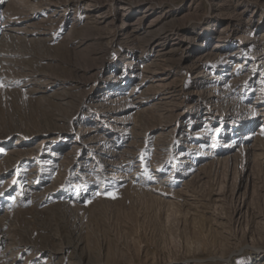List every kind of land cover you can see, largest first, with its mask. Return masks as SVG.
<instances>
[{"label":"rangeland","instance_id":"374dc122","mask_svg":"<svg viewBox=\"0 0 264 264\" xmlns=\"http://www.w3.org/2000/svg\"><path fill=\"white\" fill-rule=\"evenodd\" d=\"M27 1L0 8V264L262 262L264 0Z\"/></svg>","mask_w":264,"mask_h":264},{"label":"bare ground","instance_id":"6f19581e","mask_svg":"<svg viewBox=\"0 0 264 264\" xmlns=\"http://www.w3.org/2000/svg\"><path fill=\"white\" fill-rule=\"evenodd\" d=\"M12 2H15V3H19L18 5H21V4H23L24 5V3H26L27 4V0H26V2L24 1V0H3V3L1 4V6H0V8L2 7V5L3 4H10V3H12ZM34 3H35V1H34ZM33 3V4H34ZM36 3H39V2H37L36 1ZM38 5V4H37ZM15 6H17V5H15ZM14 6V7H15ZM7 7V6H6ZM17 7H19V6H17ZM27 7H29V6H27ZM34 7V6H33ZM21 8V7H20ZM24 8V7H23ZM30 8H32V7H30ZM6 8H4V10H5ZM124 9V8H123ZM126 9V8H125ZM18 10H20V9H18ZM24 10H25V8H24ZM23 9L22 10H20V12H23V17H24V14L26 13L27 14V12H25ZM3 11V10H2ZM27 11V10H26ZM30 11V10H29ZM39 11V10H38ZM10 14V13H9ZM35 14V13H34ZM39 14V13H38ZM11 15V14H10ZM15 15H16V13H15ZM14 15V16H15ZM13 16V15H12ZM11 16V17H12ZM36 16V15H35ZM35 16H29V19L27 20L28 21V23L29 22H31V21H33L34 19H36L37 17H35ZM19 17V16H18ZM87 17H88V15H87ZM91 17V16H90ZM12 19V18H11ZM17 19V18H16ZM38 23V22H37ZM36 23V24H37ZM43 23V22H42ZM31 24V23H30ZM33 24H35V23H32L31 25H33ZM39 24V23H38ZM26 25H28V24H26ZM11 29V28H10ZM14 28H12L11 30H13ZM17 29V28H16ZM26 29V28H25ZM122 29V28H121ZM29 30V29H28ZM21 32H23V31H21ZM125 35H128L129 36V38H135V39H138V37H140L142 34H140V33H138V31H135V32H133L132 33V31H130V32H127L126 30L123 32ZM145 33H148L147 35H152V34H150V33H152L151 31H148V30H145L144 31V34ZM11 34V33H10ZM146 35V36H147ZM9 36V35H8ZM7 37V36H6ZM166 38V37H165ZM154 43V41H153V39L151 38L150 39V41H149V45H152ZM159 47L160 46H162V45H158ZM217 46L218 47H221L222 45L220 44V43H218L217 44ZM164 53V52H163ZM238 66V64H236V66L235 67H237ZM162 86H160V84L158 85V87H166V83L163 85V84H161ZM255 104L256 103H258V102H254ZM264 113V112H263ZM263 116H264V114H262ZM234 128H236V130H235V134H234V137H236L238 134H239V132L241 131V129L243 128V125H238V124H234ZM263 130V128H262V126L259 128V130L256 132V133H252V134H249L250 136L252 135V137H255V136H257V137H259V139H260V137L261 136H264V131H262ZM89 131H92V129H89ZM248 135V136H249ZM158 166H156V167H159V164H157ZM72 255H75V254H72ZM72 257H74V256H72ZM81 257V256H80ZM77 254H76V257L74 258V259H76L77 260V264H83L84 263V260L85 259H81ZM246 264H253V261L251 262H248V263H246ZM258 264H264V259L262 260V262H259Z\"/></svg>","mask_w":264,"mask_h":264},{"label":"snow or ice","instance_id":"6c2138e0","mask_svg":"<svg viewBox=\"0 0 264 264\" xmlns=\"http://www.w3.org/2000/svg\"><path fill=\"white\" fill-rule=\"evenodd\" d=\"M0 3H3V0H0ZM0 152H3V149L2 148H0ZM13 183L15 184L16 181H13Z\"/></svg>","mask_w":264,"mask_h":264}]
</instances>
